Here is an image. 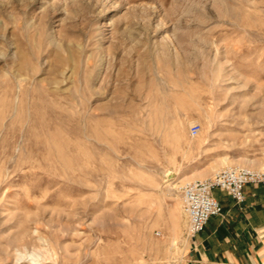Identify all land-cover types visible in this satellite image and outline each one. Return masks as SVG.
<instances>
[{"label": "rangeland", "instance_id": "rangeland-1", "mask_svg": "<svg viewBox=\"0 0 264 264\" xmlns=\"http://www.w3.org/2000/svg\"><path fill=\"white\" fill-rule=\"evenodd\" d=\"M226 167L264 169V0H0V264H185Z\"/></svg>", "mask_w": 264, "mask_h": 264}, {"label": "crops", "instance_id": "crops-1", "mask_svg": "<svg viewBox=\"0 0 264 264\" xmlns=\"http://www.w3.org/2000/svg\"><path fill=\"white\" fill-rule=\"evenodd\" d=\"M213 195L222 213L191 240L185 264H264V184L246 186L241 205L220 190Z\"/></svg>", "mask_w": 264, "mask_h": 264}, {"label": "built area", "instance_id": "built-area-1", "mask_svg": "<svg viewBox=\"0 0 264 264\" xmlns=\"http://www.w3.org/2000/svg\"><path fill=\"white\" fill-rule=\"evenodd\" d=\"M199 131V124L190 127L192 137L197 136ZM259 184H264V169L226 167L211 177L184 185L181 191V204L187 222V237L190 240L194 239L211 217L222 213V206L213 195L215 190L225 192L236 204L241 205L245 200L244 188Z\"/></svg>", "mask_w": 264, "mask_h": 264}, {"label": "bare ground", "instance_id": "bare-ground-1", "mask_svg": "<svg viewBox=\"0 0 264 264\" xmlns=\"http://www.w3.org/2000/svg\"><path fill=\"white\" fill-rule=\"evenodd\" d=\"M31 264H38V261L35 260V259H33V260L31 261Z\"/></svg>", "mask_w": 264, "mask_h": 264}]
</instances>
